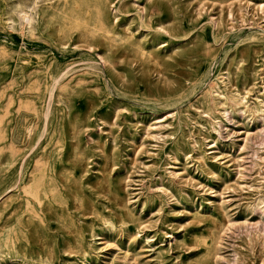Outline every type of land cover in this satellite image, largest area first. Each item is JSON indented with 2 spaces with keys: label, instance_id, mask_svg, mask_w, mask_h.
Here are the masks:
<instances>
[{
  "label": "rangeland",
  "instance_id": "1",
  "mask_svg": "<svg viewBox=\"0 0 264 264\" xmlns=\"http://www.w3.org/2000/svg\"><path fill=\"white\" fill-rule=\"evenodd\" d=\"M102 1L0 0V264H264V0Z\"/></svg>",
  "mask_w": 264,
  "mask_h": 264
},
{
  "label": "bare ground",
  "instance_id": "2",
  "mask_svg": "<svg viewBox=\"0 0 264 264\" xmlns=\"http://www.w3.org/2000/svg\"><path fill=\"white\" fill-rule=\"evenodd\" d=\"M102 4H103L102 0H65V6H64V9H63L61 16H60L61 22L64 24L65 28L67 30H70V31L71 30H84V31L98 30V31H103L105 28V23L103 20ZM25 16H26V14H24L23 17H25ZM25 20L27 21V19H25ZM36 22L37 21L34 18H32V17L28 18V22H26L25 26L23 28H21L22 35L23 36L30 35L31 38L36 37V35H35L36 28L34 26ZM217 84H218L217 82L212 81V85L211 84L210 85H211L212 89H214L217 86ZM53 85H54V83H53ZM233 102L235 103V105L237 107H240L241 111H243L246 108V105H242L241 99H235V100H233ZM261 103H263V105H264V102L261 101ZM47 104H48V102H47ZM226 111L227 110H225V112ZM260 112L262 113V115L264 117V109H262ZM243 113H245V111H243ZM216 126H214V131L217 132L219 138H222V134H221L222 133V122L221 121L216 122ZM31 131L32 130L29 129V132H31ZM0 140H1V137H0ZM212 148L214 149L215 145H213ZM40 180L41 179L36 181V184L33 186V188L30 191L31 196H33L34 198L39 197L40 188L42 186V181H40ZM19 182H20V180H19ZM259 210L262 212V216H264V209L259 208Z\"/></svg>",
  "mask_w": 264,
  "mask_h": 264
}]
</instances>
